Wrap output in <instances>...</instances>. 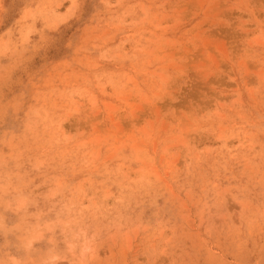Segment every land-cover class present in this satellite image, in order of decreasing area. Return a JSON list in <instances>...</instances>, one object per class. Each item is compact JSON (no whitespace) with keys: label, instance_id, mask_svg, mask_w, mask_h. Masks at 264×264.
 Listing matches in <instances>:
<instances>
[{"label":"rangeland","instance_id":"obj_1","mask_svg":"<svg viewBox=\"0 0 264 264\" xmlns=\"http://www.w3.org/2000/svg\"><path fill=\"white\" fill-rule=\"evenodd\" d=\"M0 264H264V0H0Z\"/></svg>","mask_w":264,"mask_h":264}]
</instances>
